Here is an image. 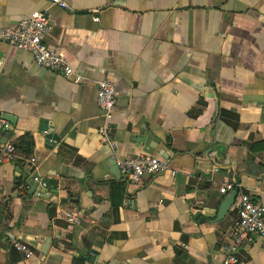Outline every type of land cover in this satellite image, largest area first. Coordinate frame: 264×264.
<instances>
[{"label":"crops","instance_id":"0c3cea01","mask_svg":"<svg viewBox=\"0 0 264 264\" xmlns=\"http://www.w3.org/2000/svg\"><path fill=\"white\" fill-rule=\"evenodd\" d=\"M63 1L0 0V26L46 13L44 42L73 69L67 77L0 44V107L12 117L1 141L22 148L0 164V264H222L236 211L217 217L229 194L220 187L240 183L235 202L244 191L264 206V0ZM102 79L116 89L114 146L100 133ZM139 154L175 174L114 175L117 159ZM239 256L264 264L263 240Z\"/></svg>","mask_w":264,"mask_h":264},{"label":"built area","instance_id":"2783aa9c","mask_svg":"<svg viewBox=\"0 0 264 264\" xmlns=\"http://www.w3.org/2000/svg\"><path fill=\"white\" fill-rule=\"evenodd\" d=\"M49 1L62 8L68 6L63 0ZM50 29L49 16L44 12H34L29 17L20 20L16 25L0 26V44H6L30 53L35 64L42 68L62 73L67 77L71 76L73 69L65 54L62 51L50 49L44 42V38ZM96 101L101 115L105 119L100 133L105 141L114 146L115 143L110 132V120L115 112L117 97L115 86L110 80L98 81ZM11 127L10 120L5 117L0 107V164L15 159V143L1 141L3 134L8 132ZM31 160L33 161V159ZM116 164L120 174L135 184L140 183L145 177L164 173L175 174V170L167 159L147 154L119 158ZM234 189L240 190V183L226 180L220 187V193L228 194ZM233 207L236 211V221L223 246L224 260L222 264H239L240 248L251 241L253 237H259L264 242V206L256 202L249 192L241 191ZM58 215L64 217L70 225H80L83 221V217L78 213L60 210ZM12 247L25 257H30L33 254L32 249L24 242L14 240Z\"/></svg>","mask_w":264,"mask_h":264},{"label":"water","instance_id":"95a60500","mask_svg":"<svg viewBox=\"0 0 264 264\" xmlns=\"http://www.w3.org/2000/svg\"><path fill=\"white\" fill-rule=\"evenodd\" d=\"M8 116V117H7ZM6 118L8 120L11 121V118L10 115H6ZM46 139H47V142L52 144V140L53 141H58V136H55V135H52L51 133H48L46 135ZM28 170V173H33L32 176L30 178L27 179V175L28 174H24L23 175V179H27V184L30 186L31 190H34V188H36L37 184L40 182L41 180V177L37 174V173H34V168L31 167ZM114 175L116 177H119L120 176V172H119V169L117 167V172H113ZM237 193L238 191L236 189L232 190L231 192H229V194L224 197L222 199V201L220 202L216 212H217V217L218 218H223L225 217V215L228 213V211L231 209V207L234 205V202H235V199H236V196H237Z\"/></svg>","mask_w":264,"mask_h":264},{"label":"trees","instance_id":"16d2710c","mask_svg":"<svg viewBox=\"0 0 264 264\" xmlns=\"http://www.w3.org/2000/svg\"><path fill=\"white\" fill-rule=\"evenodd\" d=\"M259 144H264V141L260 142ZM15 146H16L15 158L17 159L18 155L21 154L20 151L22 148L20 149L17 145ZM25 147H26V144H25ZM253 149H256L255 146H253ZM261 149H264V145L261 147ZM122 194H123V187L119 185L113 186L112 193H111V199H112L113 204L117 203V201L121 198ZM116 197L118 198L117 201L114 200Z\"/></svg>","mask_w":264,"mask_h":264}]
</instances>
